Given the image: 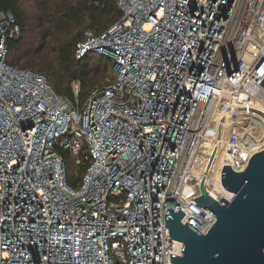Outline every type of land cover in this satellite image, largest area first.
Listing matches in <instances>:
<instances>
[{
	"label": "built area",
	"instance_id": "2783aa9c",
	"mask_svg": "<svg viewBox=\"0 0 264 264\" xmlns=\"http://www.w3.org/2000/svg\"><path fill=\"white\" fill-rule=\"evenodd\" d=\"M117 5L76 46L113 62L82 102L78 81L73 101L8 62L20 27L0 12V264H176L168 209L202 234L216 222L187 180L232 201L222 165L244 171L264 149V0ZM59 148L89 164L77 188Z\"/></svg>",
	"mask_w": 264,
	"mask_h": 264
},
{
	"label": "trees",
	"instance_id": "16d2710c",
	"mask_svg": "<svg viewBox=\"0 0 264 264\" xmlns=\"http://www.w3.org/2000/svg\"><path fill=\"white\" fill-rule=\"evenodd\" d=\"M0 0V12L10 13L20 27V34L8 41V62L19 68L37 71L48 78L54 91L70 100H76L74 82H79L80 101L97 85H103L112 76L111 58L91 64L90 58H77L76 46L85 32L100 35L118 22L123 13L117 0ZM53 44V45H52ZM39 62L27 60L23 47L35 46ZM46 49L54 50L55 62L45 59ZM67 164L70 186L81 185L88 163L76 165L68 150L59 148Z\"/></svg>",
	"mask_w": 264,
	"mask_h": 264
},
{
	"label": "water",
	"instance_id": "95a60500",
	"mask_svg": "<svg viewBox=\"0 0 264 264\" xmlns=\"http://www.w3.org/2000/svg\"><path fill=\"white\" fill-rule=\"evenodd\" d=\"M264 85V80L261 82ZM211 162L208 170L210 169ZM222 183L235 194L232 201L214 199L206 190L205 178L187 180L185 195L216 218L207 234L188 222L183 224L180 208H170L166 227L171 238L183 243L182 256L171 254L176 264H264V149L254 153L244 171L222 165Z\"/></svg>",
	"mask_w": 264,
	"mask_h": 264
},
{
	"label": "rangeland",
	"instance_id": "374dc122",
	"mask_svg": "<svg viewBox=\"0 0 264 264\" xmlns=\"http://www.w3.org/2000/svg\"><path fill=\"white\" fill-rule=\"evenodd\" d=\"M33 1L34 0H26L25 2H26L27 5H29ZM22 50L27 55V58H26L27 60H31L32 59V60H34V63H36V61L39 62L40 58H38L36 56V45L35 46H29V47H23ZM46 52H47V54L45 56V59L47 61L51 62V63L55 62L56 56L54 55V53H55L54 50L46 49ZM87 56L90 58L92 65H96L99 62H106V58L109 57L106 54L88 53L85 56H83L82 58L87 57ZM111 76H112V74H111ZM98 82L100 83L101 80L99 79ZM99 83H97L96 86Z\"/></svg>",
	"mask_w": 264,
	"mask_h": 264
},
{
	"label": "bare ground",
	"instance_id": "6f19581e",
	"mask_svg": "<svg viewBox=\"0 0 264 264\" xmlns=\"http://www.w3.org/2000/svg\"><path fill=\"white\" fill-rule=\"evenodd\" d=\"M260 132L262 133V131H261V130H259V133H260ZM216 171H217V170H215V172H216ZM214 174H215V173H214Z\"/></svg>",
	"mask_w": 264,
	"mask_h": 264
}]
</instances>
